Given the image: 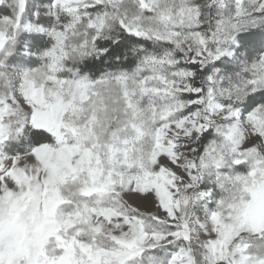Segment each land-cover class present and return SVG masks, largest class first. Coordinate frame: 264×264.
Wrapping results in <instances>:
<instances>
[{"label":"snow or ice","instance_id":"1","mask_svg":"<svg viewBox=\"0 0 264 264\" xmlns=\"http://www.w3.org/2000/svg\"><path fill=\"white\" fill-rule=\"evenodd\" d=\"M0 264H264V0H0Z\"/></svg>","mask_w":264,"mask_h":264}]
</instances>
